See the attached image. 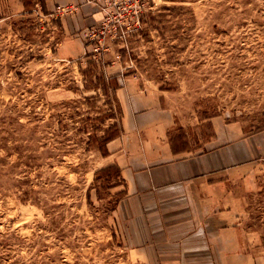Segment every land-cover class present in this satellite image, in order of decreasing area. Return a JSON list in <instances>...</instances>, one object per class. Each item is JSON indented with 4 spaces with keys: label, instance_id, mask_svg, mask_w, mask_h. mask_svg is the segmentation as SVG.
Segmentation results:
<instances>
[{
    "label": "rangeland",
    "instance_id": "rangeland-1",
    "mask_svg": "<svg viewBox=\"0 0 264 264\" xmlns=\"http://www.w3.org/2000/svg\"><path fill=\"white\" fill-rule=\"evenodd\" d=\"M43 1L0 0V264H148L114 212L115 170L94 175L90 137L120 122L108 78L152 80L202 140L211 118L264 129V0H107L75 59H59L60 16ZM95 75L106 92L86 89ZM252 187L240 218L264 264V168Z\"/></svg>",
    "mask_w": 264,
    "mask_h": 264
},
{
    "label": "crops",
    "instance_id": "crops-1",
    "mask_svg": "<svg viewBox=\"0 0 264 264\" xmlns=\"http://www.w3.org/2000/svg\"><path fill=\"white\" fill-rule=\"evenodd\" d=\"M68 3L71 10L60 17L59 59L85 53V26L104 11L88 0H44L46 13ZM113 95L121 132L99 155L102 166L120 170L114 212L130 250L148 264H259V242L240 210L241 195L264 168V129L249 132L211 118L204 140L197 122L192 133L180 125L181 133L164 108L165 90L135 74L124 76Z\"/></svg>",
    "mask_w": 264,
    "mask_h": 264
},
{
    "label": "trees",
    "instance_id": "trees-1",
    "mask_svg": "<svg viewBox=\"0 0 264 264\" xmlns=\"http://www.w3.org/2000/svg\"><path fill=\"white\" fill-rule=\"evenodd\" d=\"M41 8L42 10L46 13V9H45V4L44 1L41 3ZM82 73L86 74L85 71H81ZM95 79L96 82L93 83L92 79H89L90 82V86H85L86 89H99L101 88L102 90H104V92L107 91V88L102 85L104 83L103 81V76H97L95 75ZM109 85L110 87L113 89H116L119 86V82L117 81V78H115L114 76H109ZM106 83V82H105ZM106 88V89H105ZM108 116H112L110 114H106V117ZM121 132V125L120 122H112L106 129H104L103 134L101 136H94L92 135L91 141L89 140L88 146L89 149H95L97 150L101 155L105 156L108 152H107V147L106 144L109 140L117 137L120 135ZM114 169L115 170V176L116 178H120V170L117 166L115 165H108V166H104L101 167L99 169H96L94 171V175H95V179L96 177L99 175V173H105V182L109 183L110 182V175H109V170Z\"/></svg>",
    "mask_w": 264,
    "mask_h": 264
},
{
    "label": "built area",
    "instance_id": "built-area-1",
    "mask_svg": "<svg viewBox=\"0 0 264 264\" xmlns=\"http://www.w3.org/2000/svg\"><path fill=\"white\" fill-rule=\"evenodd\" d=\"M88 1H92L96 4H98L104 11L107 8V0H88ZM68 8H72V6L68 7ZM67 9V7L62 8V5H56L55 7V16H62L63 13L65 12V10Z\"/></svg>",
    "mask_w": 264,
    "mask_h": 264
}]
</instances>
